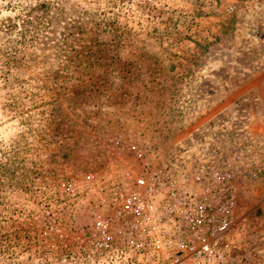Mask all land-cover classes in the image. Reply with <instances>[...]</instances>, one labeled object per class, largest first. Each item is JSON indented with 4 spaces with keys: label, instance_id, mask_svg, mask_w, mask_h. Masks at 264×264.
I'll return each instance as SVG.
<instances>
[{
    "label": "rangeland",
    "instance_id": "1",
    "mask_svg": "<svg viewBox=\"0 0 264 264\" xmlns=\"http://www.w3.org/2000/svg\"><path fill=\"white\" fill-rule=\"evenodd\" d=\"M257 163L264 0H0V264H108L120 193L220 187L227 264H264Z\"/></svg>",
    "mask_w": 264,
    "mask_h": 264
},
{
    "label": "built area",
    "instance_id": "2",
    "mask_svg": "<svg viewBox=\"0 0 264 264\" xmlns=\"http://www.w3.org/2000/svg\"><path fill=\"white\" fill-rule=\"evenodd\" d=\"M253 170L256 178L264 168L257 163ZM149 190L121 191V199L128 194V203L122 204L128 213L119 215L112 231L106 223L98 222L95 254L99 263L165 264L166 250L175 247L179 250L172 256H178L182 247L191 251L186 264L228 263L236 206V194L231 189L207 188L199 193L180 188Z\"/></svg>",
    "mask_w": 264,
    "mask_h": 264
}]
</instances>
